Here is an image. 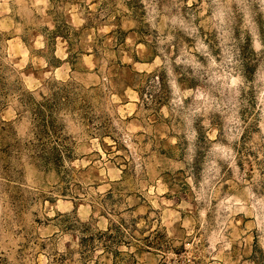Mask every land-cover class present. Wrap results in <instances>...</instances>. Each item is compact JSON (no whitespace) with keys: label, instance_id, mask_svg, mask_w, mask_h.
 Instances as JSON below:
<instances>
[{"label":"clouds","instance_id":"9594fccd","mask_svg":"<svg viewBox=\"0 0 264 264\" xmlns=\"http://www.w3.org/2000/svg\"><path fill=\"white\" fill-rule=\"evenodd\" d=\"M137 260L264 264V0H0V264Z\"/></svg>","mask_w":264,"mask_h":264},{"label":"rangeland","instance_id":"374dc122","mask_svg":"<svg viewBox=\"0 0 264 264\" xmlns=\"http://www.w3.org/2000/svg\"><path fill=\"white\" fill-rule=\"evenodd\" d=\"M119 36H120V42L123 44L124 43V41H125V38H126V36H127V33H125L124 31H123V26L121 25V29H120V31H119ZM78 36H79V34H77ZM112 35H115V33H113ZM105 42L104 41H101V44H104ZM138 59H139V57H137ZM76 61H75V59H74V63H75ZM114 71H116V72H118L119 73V75H120V77L121 78H123L124 76H125V74H126V69L124 68V67H119V68H117V69H115ZM69 186H71V185H69ZM77 188H79V185H77L76 186ZM64 191H65V193H67V189H64ZM53 203H55V201H53ZM102 215H103V213H102ZM147 217H145V219H146ZM39 222V221H38ZM117 231H119V229H117ZM109 239H112V237H109ZM117 255H119V253H117ZM135 264H140V261H135Z\"/></svg>","mask_w":264,"mask_h":264}]
</instances>
